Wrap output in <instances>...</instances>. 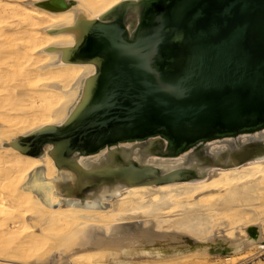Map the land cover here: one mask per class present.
<instances>
[{
  "label": "water",
  "instance_id": "1",
  "mask_svg": "<svg viewBox=\"0 0 264 264\" xmlns=\"http://www.w3.org/2000/svg\"><path fill=\"white\" fill-rule=\"evenodd\" d=\"M106 17L83 20L65 59L85 70L52 118L0 138L37 160L18 188L105 209L264 159V0H126Z\"/></svg>",
  "mask_w": 264,
  "mask_h": 264
},
{
  "label": "bare ground",
  "instance_id": "2",
  "mask_svg": "<svg viewBox=\"0 0 264 264\" xmlns=\"http://www.w3.org/2000/svg\"><path fill=\"white\" fill-rule=\"evenodd\" d=\"M125 1L0 0V138L52 118L85 70L86 62L65 59L83 20L107 18ZM36 162L0 147V264H46L22 261L46 239L54 246L44 254L48 264H204L214 247L233 251L221 258L237 264L264 248V219L236 218L226 234L213 233L217 214L264 205V159L141 185L105 209L52 208L30 198L18 187ZM11 234L20 242L11 243Z\"/></svg>",
  "mask_w": 264,
  "mask_h": 264
},
{
  "label": "rangeland",
  "instance_id": "3",
  "mask_svg": "<svg viewBox=\"0 0 264 264\" xmlns=\"http://www.w3.org/2000/svg\"><path fill=\"white\" fill-rule=\"evenodd\" d=\"M240 220V222H245L246 219H264V205L261 207V209H255V212H251L248 214H243L242 212L238 215L230 214L226 215L224 213L217 214L214 217V230L213 233L215 234H220L224 235L227 233L228 228L230 224L233 222L234 219ZM11 243H17L20 242L21 238L19 235L16 234H11L10 238L8 239ZM46 242L41 243L42 245L39 244L38 247H33L35 251L33 252H28L22 257V261H26L29 263H32L34 261H40L37 263H41L43 261H46L48 264L50 259H47L44 254L48 255V252L52 249H54L53 242L50 239H46ZM52 242V243H51ZM261 248H258L256 250H260ZM262 252V253H261ZM234 254L233 251L229 249H225L223 251H216L214 252L211 256H207L203 258L204 264H231L230 262L222 259L221 257L224 255H230ZM48 260V261H47ZM33 264V263H32ZM99 264H106L105 262L99 261ZM172 264H194L192 261L188 260H182L178 262H174ZM237 264H264V248L256 253L255 255L251 256L248 258V260H242Z\"/></svg>",
  "mask_w": 264,
  "mask_h": 264
},
{
  "label": "flooded vegetation",
  "instance_id": "4",
  "mask_svg": "<svg viewBox=\"0 0 264 264\" xmlns=\"http://www.w3.org/2000/svg\"><path fill=\"white\" fill-rule=\"evenodd\" d=\"M99 199V200H98ZM98 199H94L95 201H101L102 200V198H98Z\"/></svg>",
  "mask_w": 264,
  "mask_h": 264
}]
</instances>
